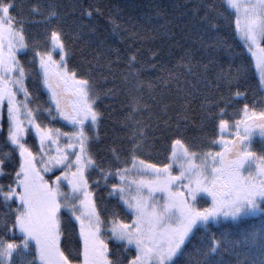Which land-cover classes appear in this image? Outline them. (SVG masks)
Returning <instances> with one entry per match:
<instances>
[{"label": "snow or ice", "instance_id": "6c2138e0", "mask_svg": "<svg viewBox=\"0 0 264 264\" xmlns=\"http://www.w3.org/2000/svg\"><path fill=\"white\" fill-rule=\"evenodd\" d=\"M62 7L56 0L31 4L30 16L42 18L31 22L44 29L32 36L23 4L0 0V134L10 149L0 160V206L7 208V219L0 221V264H23L24 253L31 256L28 264H181L192 256L189 246L197 235L200 244L192 247L200 258L193 264H220L212 257L226 238L211 225L264 213V149L252 148L257 132L264 143V108L244 104L230 117L231 86L238 77L218 73L217 87L223 81L229 94L204 107L207 119L218 122L219 138L194 148L177 120L164 162L140 157L144 133L138 130L139 139L134 134L129 147L109 149L112 162L105 167L97 147L100 97L90 76L73 63V45L87 25L66 30ZM72 8L89 18L97 11L81 0ZM203 8L197 22L217 30L221 22L232 26L235 16L240 71L254 67L264 84V0H214ZM200 11L198 5L193 16ZM217 44L227 41L218 38ZM138 62L136 54L128 57L125 80L136 76ZM183 66L192 72L190 59ZM129 108L127 118L133 119L139 101ZM101 181L107 199L99 195Z\"/></svg>", "mask_w": 264, "mask_h": 264}, {"label": "trees", "instance_id": "16d2710c", "mask_svg": "<svg viewBox=\"0 0 264 264\" xmlns=\"http://www.w3.org/2000/svg\"><path fill=\"white\" fill-rule=\"evenodd\" d=\"M18 2L23 4L21 15L30 21L29 34H41L44 29L40 23L31 21H42V18L29 14V6L36 0ZM81 2L85 8L95 6L97 11L91 18L82 17L79 9L73 11L75 0H56L65 6L61 12L66 17V30L75 33L81 25H87L73 45V63L90 76L94 91L100 97L97 103L103 119L98 129L97 147L101 149L99 156L104 158L105 167L112 162L109 149L129 147L134 134L139 139L138 130L144 133L140 157L151 162H164L177 120L184 140L194 148L206 147L214 135L218 137L219 129L218 122L214 124L207 119L204 106L209 100H219L230 91L223 81H219L217 87L218 73L238 77L231 86L230 117H236L244 104L257 110L264 108V92L254 67L246 74L240 71L241 42L233 36L235 16H232V26L221 22L219 30L197 22L203 16V4L210 5L214 0ZM198 5L201 11L194 17L193 10ZM218 38L227 41V46H219ZM188 53L193 66L191 73L183 66L189 62V59H183ZM132 54H136L139 61L132 69L136 76H128L125 80L123 77L128 75L126 61ZM28 86L33 91L38 90V85L31 81ZM237 89L241 92L239 97L235 96ZM39 95L43 100L44 94L40 92ZM134 100L139 101L140 110L134 113L133 119H128L129 104ZM166 123L171 127H166ZM9 151L3 134H0V160L6 159ZM0 182H3L2 177ZM103 183L101 181L99 195L107 199ZM6 213L7 208L0 206V221L7 219ZM211 228L217 236L222 234L226 238L219 253L212 257L220 264H260L264 260V213L235 221L221 220ZM200 240L199 235L193 237L189 246L192 256H186L181 264H193L194 259L200 258L192 247L198 246ZM68 246H74L71 237ZM20 259L23 264H28L31 256L24 253Z\"/></svg>", "mask_w": 264, "mask_h": 264}, {"label": "rangeland", "instance_id": "374dc122", "mask_svg": "<svg viewBox=\"0 0 264 264\" xmlns=\"http://www.w3.org/2000/svg\"><path fill=\"white\" fill-rule=\"evenodd\" d=\"M21 54L22 53H20L19 55L21 56ZM257 77H258V80H259L258 74H257ZM260 85H261V88L263 89V92H264V84L260 83ZM43 94L44 93L42 92V95ZM43 97H44V99L46 98L45 94L43 95ZM61 123H58L57 125H59L62 128H66L67 127V125H65L63 122H61ZM224 136H225V138H229V133L225 132ZM217 138H219V135H218ZM28 140H29V143H31L33 145L36 144L35 138L31 134L29 135ZM252 148H253V150H255L257 152L261 151V149H264V143L261 142V138L259 137L258 132L256 134H254V136H253ZM248 216H251V214L248 215ZM241 217H245V216H241ZM238 218H240V217H238ZM223 221H225V220H223Z\"/></svg>", "mask_w": 264, "mask_h": 264}, {"label": "flooded vegetation", "instance_id": "af4514ba", "mask_svg": "<svg viewBox=\"0 0 264 264\" xmlns=\"http://www.w3.org/2000/svg\"><path fill=\"white\" fill-rule=\"evenodd\" d=\"M62 122V121H61Z\"/></svg>", "mask_w": 264, "mask_h": 264}]
</instances>
